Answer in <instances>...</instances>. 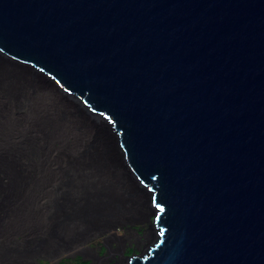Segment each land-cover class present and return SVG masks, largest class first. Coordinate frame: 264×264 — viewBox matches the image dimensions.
I'll list each match as a JSON object with an SVG mask.
<instances>
[{"label": "water", "instance_id": "1", "mask_svg": "<svg viewBox=\"0 0 264 264\" xmlns=\"http://www.w3.org/2000/svg\"><path fill=\"white\" fill-rule=\"evenodd\" d=\"M0 55L103 124L148 199L123 264H264V0H0Z\"/></svg>", "mask_w": 264, "mask_h": 264}, {"label": "rangeland", "instance_id": "2", "mask_svg": "<svg viewBox=\"0 0 264 264\" xmlns=\"http://www.w3.org/2000/svg\"><path fill=\"white\" fill-rule=\"evenodd\" d=\"M100 150L59 90L0 67V238L12 264H123L154 240L127 167H108Z\"/></svg>", "mask_w": 264, "mask_h": 264}, {"label": "bare ground", "instance_id": "3", "mask_svg": "<svg viewBox=\"0 0 264 264\" xmlns=\"http://www.w3.org/2000/svg\"><path fill=\"white\" fill-rule=\"evenodd\" d=\"M0 67H1V69L3 68V69H7V70L10 69L11 71H15L20 75V77L26 78L30 82H32L35 85H38L40 87H45V88L49 87V88H55V89L59 90L58 85L55 82L48 79V77H46L42 74L32 73L30 68L23 66V65H18L16 63H12L9 60H7V58H4L2 55H0ZM62 95L64 98H66L68 104L73 106V108H75V110L78 112V114L85 120L87 125H89L91 128H93L94 131L97 133L99 140H100V146H101V150H100V154H99L100 160L102 162H104L105 164H107L108 167L113 166L115 168L116 166H123L124 168H126L124 166V161L121 160V158L119 157V155H118V153H117V151L113 145L112 139H111L109 133H107V131L105 130V127L103 126V124L92 120L90 115H87L84 112V110L82 109V107H80V105L78 104V101L75 97H70L69 95L64 94V93H62ZM95 141H97V139ZM96 155L98 158V150L96 151ZM128 172H129V170H128V168H126V174H127V176H130V180H131V183L133 186L132 190H134L139 196L142 197V199L146 203V209L148 211H150L151 208H150L148 199L145 197V195L141 191H139L136 183L134 182L131 175L128 174ZM155 230L156 229H155L154 223H153L152 227H151L150 235H149L151 239L155 235Z\"/></svg>", "mask_w": 264, "mask_h": 264}, {"label": "crops", "instance_id": "4", "mask_svg": "<svg viewBox=\"0 0 264 264\" xmlns=\"http://www.w3.org/2000/svg\"><path fill=\"white\" fill-rule=\"evenodd\" d=\"M5 194H9V193H5ZM2 206H3V204L0 205V208ZM1 229H3L2 225H0V231H1ZM9 233H11V232L9 231ZM0 236H1V233H0ZM1 238H2V236H1ZM1 238H0V258H2L4 256L2 259H4L5 262L4 263L0 262V264H12L13 263V261H12L13 248L9 244V243H11V240H10V242L6 243L5 241L1 240Z\"/></svg>", "mask_w": 264, "mask_h": 264}, {"label": "trees", "instance_id": "5", "mask_svg": "<svg viewBox=\"0 0 264 264\" xmlns=\"http://www.w3.org/2000/svg\"><path fill=\"white\" fill-rule=\"evenodd\" d=\"M0 171H2L1 169H0ZM3 172V171H2ZM132 249L130 248V250L129 251H131ZM78 264H89V261H85V260H82V261H80Z\"/></svg>", "mask_w": 264, "mask_h": 264}]
</instances>
